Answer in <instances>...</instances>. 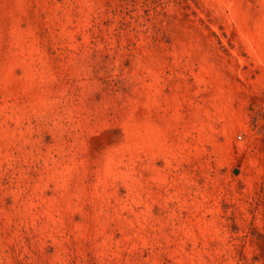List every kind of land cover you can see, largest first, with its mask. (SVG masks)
<instances>
[{
    "label": "rangeland",
    "instance_id": "rangeland-1",
    "mask_svg": "<svg viewBox=\"0 0 264 264\" xmlns=\"http://www.w3.org/2000/svg\"><path fill=\"white\" fill-rule=\"evenodd\" d=\"M0 264H264V0H0Z\"/></svg>",
    "mask_w": 264,
    "mask_h": 264
}]
</instances>
